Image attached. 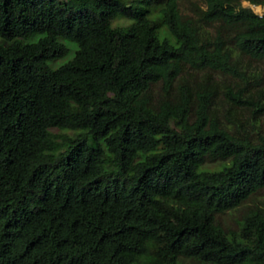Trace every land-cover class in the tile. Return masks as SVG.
<instances>
[{"label":"trees","instance_id":"1","mask_svg":"<svg viewBox=\"0 0 264 264\" xmlns=\"http://www.w3.org/2000/svg\"><path fill=\"white\" fill-rule=\"evenodd\" d=\"M149 1L0 0V264H264V132L206 78L262 109L264 10Z\"/></svg>","mask_w":264,"mask_h":264},{"label":"rangeland","instance_id":"2","mask_svg":"<svg viewBox=\"0 0 264 264\" xmlns=\"http://www.w3.org/2000/svg\"><path fill=\"white\" fill-rule=\"evenodd\" d=\"M242 4H248L254 11L261 12L264 10V5L248 3L246 0H241ZM140 3H143L140 2ZM148 8L147 14L151 17H158L159 16V3L155 0H151L145 4ZM188 0H179V8L180 10L188 11ZM129 19L125 16L120 14L115 15L111 18L112 24H124L128 22ZM209 30L211 27H207ZM66 44L71 47L73 43L71 41H66ZM70 56V53L66 52L65 54L61 55L60 57L53 58L48 60V64L50 66H56L61 61L66 59ZM232 57L236 59L238 67L244 71L249 80L245 86L247 91L253 96L259 98L262 103V109L251 111L252 108L250 106H244L240 104H235L230 102L229 100L225 99L221 94V88L225 82H229L230 80H238L236 77H231L228 74H223L218 71H208L206 78L211 82L214 83V94H213V106L216 112L219 114L221 119L226 123L230 124L229 118L238 119L242 126L246 127H256L259 130L264 132V61L261 60H253L249 59L245 55L238 54L235 50L232 51ZM190 77L197 78L199 72L194 70L188 71ZM202 77V76H201ZM200 77V78H201ZM241 83V81H239ZM157 89V84L154 83L152 86V93L154 95ZM229 117V118H228ZM223 160L221 159H212V160H203L200 162L199 166L203 168H217ZM229 214L224 213L223 218L226 221H229Z\"/></svg>","mask_w":264,"mask_h":264}]
</instances>
